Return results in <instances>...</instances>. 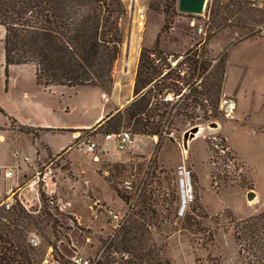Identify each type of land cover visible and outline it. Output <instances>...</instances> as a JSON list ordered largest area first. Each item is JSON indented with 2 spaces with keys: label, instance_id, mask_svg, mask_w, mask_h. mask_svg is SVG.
I'll return each instance as SVG.
<instances>
[{
  "label": "rangeland",
  "instance_id": "374dc122",
  "mask_svg": "<svg viewBox=\"0 0 264 264\" xmlns=\"http://www.w3.org/2000/svg\"><path fill=\"white\" fill-rule=\"evenodd\" d=\"M122 1L126 15L121 21L123 42L112 70L113 85L119 76H130L140 50L152 49L158 37L162 51L181 55L177 61L189 49L197 50L210 71L203 77L211 78L223 65L219 97L240 85L236 118H223L218 102L207 121L190 122L176 116L170 128L173 136L162 135L154 160L156 140L152 137L131 134L134 142L120 151L116 135L107 138L94 130L65 132L63 126L91 124L100 114L101 90L92 86L44 87L36 83L35 68L29 64L6 69L0 27V206L6 202L14 205L16 200L26 210L41 214L44 208L39 191L46 194L47 207L57 221L54 234L47 231L56 247L53 254L51 248L47 251L56 262L53 264H70L75 254L89 259L100 256L101 264H240L232 221L264 212V127H259L264 125V9L243 8L230 16L223 11L229 0H206L203 13L193 15L179 12L177 0L174 7H168L167 0ZM139 9L145 15L142 28L135 23ZM215 11L224 19L215 20ZM165 16L170 23L161 32ZM177 61L168 58L172 67ZM180 70L185 78L190 76L187 64ZM201 81L195 83L201 85ZM113 85L104 93L105 101ZM124 91L117 101L125 100ZM171 97L170 103H176L172 113L193 110L176 109L184 100ZM194 111L202 116L200 106ZM194 126L205 130L202 136L196 135L185 153L183 133ZM18 127L53 132L34 138L19 132ZM125 130L129 128L120 132ZM213 138L226 148L230 144L238 154L228 148L235 158L231 175L221 161L209 160ZM68 140L69 149L50 155L49 148L55 153ZM89 143L95 144L93 152L87 151ZM179 167L188 173L191 191L182 215ZM8 168L15 170L11 178L4 175ZM48 170L52 171L51 180L44 185L37 180V173ZM127 182L131 190L125 189ZM251 191L258 196L255 203L248 202ZM117 193L126 202L122 203ZM109 210L126 216L123 225L115 226ZM154 211L156 216L151 213ZM133 222L145 229L142 234L132 232L131 237H137L134 244H146L149 261L139 262L135 258L139 252L121 241L122 230ZM30 237L46 247L47 240L40 232L34 231Z\"/></svg>",
  "mask_w": 264,
  "mask_h": 264
},
{
  "label": "trees",
  "instance_id": "16d2710c",
  "mask_svg": "<svg viewBox=\"0 0 264 264\" xmlns=\"http://www.w3.org/2000/svg\"><path fill=\"white\" fill-rule=\"evenodd\" d=\"M229 2L223 11L226 10L230 16L243 8L253 10L245 0ZM175 3L176 0H167L166 5L174 7ZM219 13H213L217 21L224 19ZM125 15L126 7L122 0H0L5 68L32 65L36 83L44 87L92 86L103 93L109 92L113 85V66L121 52V21ZM169 23L165 16L161 32L166 31ZM169 56L176 61L181 57L162 51L158 37L152 49L142 48L136 67L133 99L123 109L106 115L87 130L107 137L118 135L126 127L133 136L156 137L154 160L162 144L163 132L171 128L176 116L190 122L195 119L207 121L212 117L224 78L223 65L208 79L203 77L205 72H210L207 61L199 59L197 50L189 49L174 67L168 62ZM185 64L191 72L188 78L181 75L180 67ZM197 79L202 80L201 85L195 83ZM187 91L189 93L185 94ZM167 94L185 101L176 109L193 110L172 113L176 103L166 101ZM196 106H200L202 116L195 113ZM18 131L34 138L43 132H53L25 127H18ZM213 159L209 156L212 163ZM192 179L195 181L194 175ZM39 197L44 208L41 214L26 210L15 199V204L9 209L0 206V264H42L50 248L52 254L56 252L55 245L47 238V231L54 234L57 221L47 207L49 199L46 194L39 191ZM151 213L156 216L155 211ZM136 214L146 217L144 213ZM202 216L206 217V214ZM232 222L240 264H264V212ZM34 231L40 232L47 240L46 247L29 242ZM144 231L141 225L133 222L129 229L122 230L121 235L123 244L139 252L135 257L139 262L149 261L150 251H146L145 243L134 244L137 237H131V233L142 234Z\"/></svg>",
  "mask_w": 264,
  "mask_h": 264
},
{
  "label": "built area",
  "instance_id": "2783aa9c",
  "mask_svg": "<svg viewBox=\"0 0 264 264\" xmlns=\"http://www.w3.org/2000/svg\"><path fill=\"white\" fill-rule=\"evenodd\" d=\"M247 1V5L249 8L253 10H261L264 9V0H245ZM144 10L139 9L137 18L135 20V23L138 27L142 28L144 24ZM198 33H201V30L198 31ZM103 98H105V95H102ZM171 94H167L165 100L169 101L171 99ZM218 111L222 115L223 118L228 120L235 119V111H236V102L233 98L227 95H222L219 97L218 100ZM166 131L163 132V135L167 137H172L173 133L170 129H165ZM107 138H110L108 136ZM117 141V148L120 151H125L129 145L132 143V136L129 130H125L120 132L118 135L115 136ZM87 151L93 152L95 149L94 143H89L86 145ZM210 157L216 158L219 161L223 163V166L227 169L226 172L228 175H231L234 171V163L235 159L231 158V154L229 153L228 148H226L224 145L221 144L220 140L216 141V138H213L212 142L210 143ZM228 156V157H227ZM58 158V157H57ZM225 160V162H223ZM233 169V170H232ZM51 170L43 171L41 173H37V180L40 178V180L44 183V185H47L48 180H51L50 174ZM15 173V170L13 168H8L5 170L4 175L6 178H11L13 174ZM182 174V177H185L187 179V190L189 194V201L191 199V191L189 186V175L188 173H185L182 167H179V175ZM125 189L131 190V184L129 182L125 183ZM10 204L8 202L4 203V207L6 209L10 208ZM186 207V206H185ZM185 207L180 204L179 205V215H182ZM109 217L112 219V222L115 224L116 227H120L123 225L124 220L126 216L120 215L119 213H115L111 210L108 212ZM29 242L33 245H37V242L34 238H30ZM70 264H101L100 263V256H94L91 259L89 258H83L79 256L78 254H75L70 259ZM56 263L52 259L51 252H47L45 256L43 257L42 264H53Z\"/></svg>",
  "mask_w": 264,
  "mask_h": 264
},
{
  "label": "crops",
  "instance_id": "0c3cea01",
  "mask_svg": "<svg viewBox=\"0 0 264 264\" xmlns=\"http://www.w3.org/2000/svg\"><path fill=\"white\" fill-rule=\"evenodd\" d=\"M139 57V54H138ZM138 62V59H137ZM136 67H137V63L136 65L132 68L131 70V74L129 77L125 78L123 76H119L117 79V82H114L113 85V90L110 93V95H108V99L107 101H105L103 99V92H101V98H102V105L100 107L101 111L100 114L91 122V124H77V125H71V126H63L61 128V130H64L65 132L68 131H81V130H87L89 128H91L92 126H94L95 124H97L101 119H103L106 115L108 114H112L115 113L118 110L123 109L132 99H133V86H134V79H135V73H136ZM117 85L119 87H117ZM52 87V86H51ZM55 87V86H54ZM239 89H240V85L238 88H234L232 91L228 92V91H224V94L227 96H231L234 97L233 99L236 102V106H237V96L239 93ZM122 90H126L124 91L127 94V97L125 98V100L123 101H117L118 97H121V92ZM248 117V116H247ZM236 118V117H235ZM245 124V123H244ZM259 127H264V125H260ZM217 129V128H216ZM73 137V134H71ZM198 135V134H197ZM74 139V138H73ZM75 140V139H74ZM135 140V139H134ZM154 140H156V138L154 137ZM134 142V141H133ZM69 143V140L66 142L65 145L61 146L55 153H52L50 148H49V153L51 156H54L55 154L57 155L58 153H60L61 151H63L64 149H69V146H67V144ZM228 143V142H227ZM228 148L229 150H232L237 156V152L232 148V146L230 144H228ZM40 157V154H39ZM160 163V162H159ZM15 191H18L17 188L15 187ZM253 193V198L248 201L249 203H255L258 200V196L256 195V193H254L253 191H251ZM122 202V200H121ZM123 203V202H122Z\"/></svg>",
  "mask_w": 264,
  "mask_h": 264
},
{
  "label": "water",
  "instance_id": "95a60500",
  "mask_svg": "<svg viewBox=\"0 0 264 264\" xmlns=\"http://www.w3.org/2000/svg\"><path fill=\"white\" fill-rule=\"evenodd\" d=\"M205 2L206 0H177V10L182 13L201 15L204 11ZM204 130V126H194L183 133L182 147L185 153L189 149L191 141L195 139L196 134L202 136ZM247 197L250 201L253 198V193L249 192Z\"/></svg>",
  "mask_w": 264,
  "mask_h": 264
},
{
  "label": "bare ground",
  "instance_id": "6f19581e",
  "mask_svg": "<svg viewBox=\"0 0 264 264\" xmlns=\"http://www.w3.org/2000/svg\"><path fill=\"white\" fill-rule=\"evenodd\" d=\"M126 65H128V64H126ZM180 176H181V178L179 180V187H180V193H181L180 204H182L185 207L187 205V203L189 202V194H188V191L185 190V188L187 189V179L185 177H182V174H180Z\"/></svg>",
  "mask_w": 264,
  "mask_h": 264
}]
</instances>
